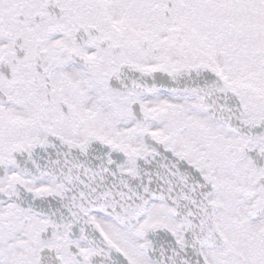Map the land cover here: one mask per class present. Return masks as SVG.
<instances>
[{
    "label": "snow or ice",
    "instance_id": "obj_1",
    "mask_svg": "<svg viewBox=\"0 0 264 264\" xmlns=\"http://www.w3.org/2000/svg\"><path fill=\"white\" fill-rule=\"evenodd\" d=\"M0 264H264V0H0Z\"/></svg>",
    "mask_w": 264,
    "mask_h": 264
}]
</instances>
